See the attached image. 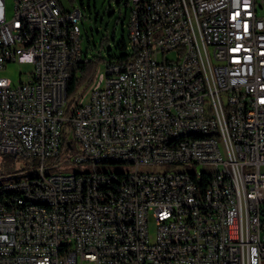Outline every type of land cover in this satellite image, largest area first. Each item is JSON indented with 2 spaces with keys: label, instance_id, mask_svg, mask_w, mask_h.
<instances>
[{
  "label": "built area",
  "instance_id": "2783aa9c",
  "mask_svg": "<svg viewBox=\"0 0 264 264\" xmlns=\"http://www.w3.org/2000/svg\"><path fill=\"white\" fill-rule=\"evenodd\" d=\"M128 7L127 54L69 107V67L90 58L80 8L13 0L8 13L0 0V69L32 65L17 83L0 75V153L39 171L0 189V264H264V0ZM186 129L223 137L173 142ZM57 155L93 169L46 173ZM98 162L132 169L114 178ZM163 162L198 167L141 168Z\"/></svg>",
  "mask_w": 264,
  "mask_h": 264
},
{
  "label": "rangeland",
  "instance_id": "374dc122",
  "mask_svg": "<svg viewBox=\"0 0 264 264\" xmlns=\"http://www.w3.org/2000/svg\"><path fill=\"white\" fill-rule=\"evenodd\" d=\"M8 13L11 12L13 0H5ZM66 9L79 7L82 13V18L79 20L80 25V43L83 53L88 57H93L94 54L106 56L108 52H113L117 55L126 52L125 48H118V43L124 36L126 44L129 42L128 21L130 17V8L126 10L124 0H61ZM105 35L106 40L102 41ZM169 57L176 56V53L170 51ZM32 65L28 63H19L17 61L9 62L5 67L0 69V75L9 78L17 83L19 79H28ZM105 70V60L98 61L94 78L100 76ZM80 86L75 93L69 96L68 105L72 107L76 102L87 101L91 86ZM60 156L56 157L58 159ZM3 163H8L10 169H4ZM36 164L31 161L19 157L16 154L3 152L0 153V185L13 182V180H24L25 178L38 175ZM99 170H111L126 172L132 169L131 165L123 162L111 163H96ZM197 165H171L163 162L154 165H146L141 168L150 171H171L180 168L196 169ZM93 169L92 162L78 161H63L59 158L58 162H53L48 159L45 163V172L50 174H69L73 172L91 171ZM264 171V165L261 166ZM249 172L253 171V166L246 168ZM151 232H154V222H150Z\"/></svg>",
  "mask_w": 264,
  "mask_h": 264
},
{
  "label": "bare ground",
  "instance_id": "6f19581e",
  "mask_svg": "<svg viewBox=\"0 0 264 264\" xmlns=\"http://www.w3.org/2000/svg\"><path fill=\"white\" fill-rule=\"evenodd\" d=\"M205 137H223V130L220 129H207V130H198V129H186L180 130L173 134V142H182L186 140H200ZM218 147H225V149H234V141H228V138H221L218 140ZM253 166L254 170L251 172H256V165H247ZM247 172H249L247 170ZM129 177V171H114V178H127ZM24 180H17L15 183H22ZM6 187H13V182L6 183L0 186V189ZM22 201H32V194H22ZM33 205H44V207H54V198L53 196H33Z\"/></svg>",
  "mask_w": 264,
  "mask_h": 264
},
{
  "label": "trees",
  "instance_id": "16d2710c",
  "mask_svg": "<svg viewBox=\"0 0 264 264\" xmlns=\"http://www.w3.org/2000/svg\"><path fill=\"white\" fill-rule=\"evenodd\" d=\"M124 3H125L126 10H127L128 0H124ZM106 39H107V37L105 35H103L101 40L104 41ZM117 47L120 49H122V48L126 49V43L124 41V36L122 37V40L118 43ZM126 54H127L126 52H123V53L117 55V54L110 51V52H108V54L106 56L94 54L93 57H91L87 60L82 59L80 61H77V62L71 64L69 69L71 70L72 74H71V77L69 78V80L67 82V87H66L67 96H71L73 93H75L80 86L89 85L93 81L94 72L96 70V65H97L98 61L110 59L112 57H117V56L123 57ZM55 157H58V155ZM51 159H53V158H51ZM8 167H9L8 163H3L2 170L10 169Z\"/></svg>",
  "mask_w": 264,
  "mask_h": 264
}]
</instances>
